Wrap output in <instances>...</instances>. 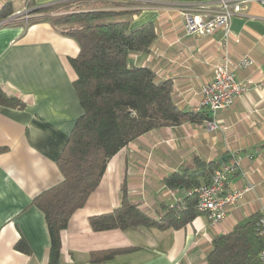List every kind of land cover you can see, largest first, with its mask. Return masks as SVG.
<instances>
[{
	"label": "crops",
	"instance_id": "1",
	"mask_svg": "<svg viewBox=\"0 0 264 264\" xmlns=\"http://www.w3.org/2000/svg\"><path fill=\"white\" fill-rule=\"evenodd\" d=\"M63 1L33 0L30 7L28 0H0V11L8 5L13 14L27 12L35 19L44 16L42 9ZM135 1L142 6L131 28L152 23L156 38L148 52L131 54L130 60L153 71L158 81L171 83L179 110L202 111L201 90L225 54L233 62L248 55L254 66L236 72L246 91L231 108L216 113L217 129L208 131L207 121L157 129L108 162L98 188L60 233L61 264H208L215 237L264 212V8L250 4L233 17L225 44L220 32L186 35L176 6L194 0ZM30 19L0 26V87L24 103L22 109L0 106V264H50L47 226L32 203L62 182L56 160L83 113L69 62L77 57L78 45L49 24L28 25ZM231 154L241 158L248 176L231 177L227 190H242L246 183L255 187L218 225L211 226L200 214L178 230H91L88 219L117 208L123 186L127 199L152 219L164 216L172 205L184 207L188 193L168 189L164 179L194 157L220 164ZM19 241L26 243L29 254L15 249ZM104 251L119 253L89 263L90 254Z\"/></svg>",
	"mask_w": 264,
	"mask_h": 264
},
{
	"label": "trees",
	"instance_id": "2",
	"mask_svg": "<svg viewBox=\"0 0 264 264\" xmlns=\"http://www.w3.org/2000/svg\"><path fill=\"white\" fill-rule=\"evenodd\" d=\"M28 3L33 7V0ZM141 6L135 0H64L42 9L43 17L29 18L28 25L49 24L79 47L77 57L69 62L76 73L74 89L83 113L56 160L62 182L32 203L43 214L47 226L50 264H61L60 233L98 188L108 162L116 154L151 131L211 120L206 111L179 110L172 99L171 83L158 81L153 71L131 62V54L148 52L156 38L152 23L131 28V19ZM12 14L6 5L0 11V20ZM0 106L22 109L24 103L0 87ZM218 166L194 157L166 177L168 189L183 190L189 196L184 207L172 205L157 220L133 205L123 186L119 206L110 213L90 217L89 226L93 232L137 227L178 230L200 215L195 209V197L189 192L208 184ZM259 217L254 215L230 233L215 237L207 263L262 264L259 255L264 242L257 231ZM15 249L30 253L24 241H19ZM117 253H92L89 263L108 261Z\"/></svg>",
	"mask_w": 264,
	"mask_h": 264
},
{
	"label": "built area",
	"instance_id": "3",
	"mask_svg": "<svg viewBox=\"0 0 264 264\" xmlns=\"http://www.w3.org/2000/svg\"><path fill=\"white\" fill-rule=\"evenodd\" d=\"M250 4H257L264 8V0H194L177 5L184 18V31L188 36L209 37L220 32L224 43L230 36L231 19L242 15ZM20 19L29 20L27 12H16L0 21V26L11 25ZM254 66L253 60L248 55H243L237 62H233L225 54L223 60L214 66L212 81L203 86L201 90V110L206 111L211 120L206 122L208 131L217 129L213 119L216 113L223 109L231 108L246 91L236 80V72ZM251 162L252 156L248 157ZM240 175L243 178L248 172L242 165V160L235 154L224 161L212 172L208 184L190 191L195 197V209L206 216L211 226H216L226 217L237 202L254 189V185L246 183L239 191H228L227 184L231 177ZM257 231L264 242V212L260 215ZM264 264V249L259 255Z\"/></svg>",
	"mask_w": 264,
	"mask_h": 264
}]
</instances>
